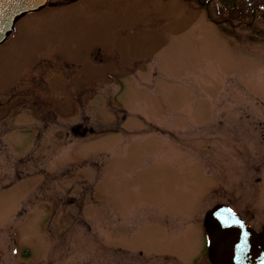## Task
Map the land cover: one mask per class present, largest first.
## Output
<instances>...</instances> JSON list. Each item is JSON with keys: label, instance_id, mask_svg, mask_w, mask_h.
Masks as SVG:
<instances>
[{"label": "rangeland", "instance_id": "374dc122", "mask_svg": "<svg viewBox=\"0 0 264 264\" xmlns=\"http://www.w3.org/2000/svg\"><path fill=\"white\" fill-rule=\"evenodd\" d=\"M218 7L49 0L16 22L0 264H211L207 210L264 225V30Z\"/></svg>", "mask_w": 264, "mask_h": 264}, {"label": "water", "instance_id": "95a60500", "mask_svg": "<svg viewBox=\"0 0 264 264\" xmlns=\"http://www.w3.org/2000/svg\"><path fill=\"white\" fill-rule=\"evenodd\" d=\"M47 1L0 0V44L21 17L42 9ZM207 219L205 230L212 264H264V226L256 230L222 203L208 211Z\"/></svg>", "mask_w": 264, "mask_h": 264}, {"label": "trees", "instance_id": "16d2710c", "mask_svg": "<svg viewBox=\"0 0 264 264\" xmlns=\"http://www.w3.org/2000/svg\"><path fill=\"white\" fill-rule=\"evenodd\" d=\"M214 2L219 3V7L215 8L216 13H221L226 16H234L236 18H242L245 17V19L250 21L252 18L253 20V28H257V30H264V16L262 15V12H264V1H260L259 3H250V6L247 7V9L244 10H249L251 12V15L249 14L248 16L244 15L242 8H235V0H214ZM254 9H259L256 11L255 16H252V11ZM223 12V13H222ZM233 19V18H232ZM235 19V18H234Z\"/></svg>", "mask_w": 264, "mask_h": 264}, {"label": "flooded vegetation", "instance_id": "af4514ba", "mask_svg": "<svg viewBox=\"0 0 264 264\" xmlns=\"http://www.w3.org/2000/svg\"><path fill=\"white\" fill-rule=\"evenodd\" d=\"M230 205V204H229ZM231 207V206H230ZM236 208V207H235ZM237 214H239L241 217L244 218L246 224L248 225H251L253 227V225L251 224V222L249 221V219L247 217L244 216V214H242L238 209H233ZM208 211V210H207ZM207 212H206V215L204 217V220H203V227H204V231H205V227H206V223H207ZM264 225L260 226V228H263ZM260 228H256L258 230H260ZM205 247H206V252L208 254V249H207V240H206V243H205ZM209 258V257H208ZM212 264V263H211Z\"/></svg>", "mask_w": 264, "mask_h": 264}, {"label": "snow or ice", "instance_id": "6c2138e0", "mask_svg": "<svg viewBox=\"0 0 264 264\" xmlns=\"http://www.w3.org/2000/svg\"><path fill=\"white\" fill-rule=\"evenodd\" d=\"M239 247V246H238Z\"/></svg>", "mask_w": 264, "mask_h": 264}]
</instances>
